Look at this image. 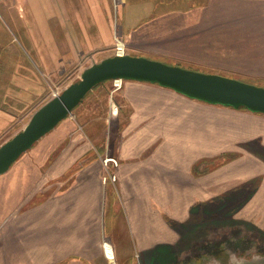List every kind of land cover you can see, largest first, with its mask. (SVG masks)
<instances>
[{"label":"rangeland","instance_id":"rangeland-1","mask_svg":"<svg viewBox=\"0 0 264 264\" xmlns=\"http://www.w3.org/2000/svg\"><path fill=\"white\" fill-rule=\"evenodd\" d=\"M16 1L0 0V53L4 59L9 55L14 59L10 54L14 48L32 63L28 75L42 86V101L30 106L27 117L17 120L0 136V144L19 131L31 113L52 97L53 91L59 94L79 78L84 68L117 53L143 56L264 87V25L256 23L260 19L252 9L233 4L203 8L196 0H96V6L86 10L92 13L78 16L77 35L72 33L73 40L59 41L58 65L48 64L49 70L45 71L36 67L37 59L30 48L36 29L32 10L17 8L20 15H13ZM39 1H54L58 7L64 2L26 0V3L32 6ZM188 4L194 6L188 7ZM86 31H90V35L84 33ZM60 35L66 37L63 33ZM3 70L0 67V71ZM115 82L105 80L90 90L65 118L0 174V258L4 253L8 256L5 264L18 263L20 254L12 247L17 246L15 242L23 241V246L24 242L29 244L25 264H90L89 260L96 263L97 257H83L95 255L99 242L113 244L131 240L123 202L117 198V186L109 177L95 216L84 218L79 213L69 216L62 210L69 201L66 195L69 189L84 184L83 175L89 171L90 163L96 162L100 168L99 164L108 154L109 167L103 169L112 174L111 161L116 158V146L128 138L124 130L132 105L121 94L123 88ZM147 141L142 139L140 143ZM160 141L156 139L150 146ZM80 145L84 151H80ZM106 149L108 153H103ZM65 154L72 157L70 166L54 173V165ZM223 160L219 157L215 163ZM237 191L233 199L215 203V207L218 203L221 206L217 209L220 220L215 221V224L221 223L219 227H211L214 223L212 202L208 203L211 211L206 214L208 222L204 221L207 226L199 229L195 239L205 244L203 249L216 243L221 251L235 252L237 259L231 255L234 264L244 261L264 264V229L250 225L246 229V223L238 219L237 224H226L232 213L244 204L241 197L245 190ZM188 250L195 251L193 247ZM251 250L254 253L247 255L246 251ZM115 251L128 252L126 249ZM222 262L225 264L226 260Z\"/></svg>","mask_w":264,"mask_h":264},{"label":"crops","instance_id":"crops-1","mask_svg":"<svg viewBox=\"0 0 264 264\" xmlns=\"http://www.w3.org/2000/svg\"><path fill=\"white\" fill-rule=\"evenodd\" d=\"M95 1L64 0L60 7L54 1H39L32 6L26 0L15 2V16L21 13L17 8L32 10L36 29L30 48L36 56L37 68L48 71V64L58 65L59 41L73 40L78 16L92 13L86 10H92ZM196 1L203 8L233 4L252 9L260 19L256 23L264 25V0ZM89 32L84 33L90 35ZM12 50L14 59L11 55L4 59L0 53V67L4 68L0 71V136L17 120L25 119L30 106L42 101V86L28 75L32 63ZM110 80L117 81L123 88L121 94L132 105L124 130L128 138L116 146L112 174L104 172L105 166L109 167L108 154L101 159L100 168L96 162L90 163L89 171L83 175L84 184L69 189L66 194L69 201L62 210L69 216L78 213L84 218L95 216L109 177L117 186V198L123 202L131 240L99 242V251L83 258L97 257V262L91 259L90 264H202L207 260L220 263L223 252L219 244L212 243L203 249L205 244H199L195 237L200 228L207 226L206 214L211 211L208 203L212 202L211 227H216L221 224H215L220 220L217 209L221 206L218 203L215 207V203L233 199L239 188L245 190L241 197L244 204L226 224H237L238 219L246 223V229L249 225L264 229V114L189 98L156 83ZM142 139L148 143H140ZM156 139H161L160 143L150 146ZM84 150L80 145V151ZM219 157L224 160L216 164ZM71 162L72 157L65 154L52 167L54 173L63 172ZM191 218L194 220L189 221ZM14 244L17 246H12L13 249L20 254L17 264H25L29 244L24 242L23 246V241ZM188 247L195 251H189ZM116 249L128 252L123 254ZM7 258L4 253L0 264H5Z\"/></svg>","mask_w":264,"mask_h":264},{"label":"water","instance_id":"water-1","mask_svg":"<svg viewBox=\"0 0 264 264\" xmlns=\"http://www.w3.org/2000/svg\"><path fill=\"white\" fill-rule=\"evenodd\" d=\"M110 79L156 83L189 98L264 114V87L262 86L215 73H203L167 64L143 56L117 53L84 68L77 80L39 105L31 113L26 124L0 144V174L65 118L90 90Z\"/></svg>","mask_w":264,"mask_h":264},{"label":"flooded vegetation","instance_id":"flooded-vegetation-1","mask_svg":"<svg viewBox=\"0 0 264 264\" xmlns=\"http://www.w3.org/2000/svg\"><path fill=\"white\" fill-rule=\"evenodd\" d=\"M223 253H221V259L222 260H226V263L225 264H234L235 263V259L234 258H232L231 257V255L232 256H234L236 259H237V255H236V253L235 252H233L232 254H230V252H225V251H222ZM251 254V253H254L252 250L251 251H246V254L248 255V254ZM262 253H264V249H263V251H262ZM245 254V255H246ZM264 257V256H263ZM244 262H247V261H244ZM223 262H220V263H216V262H210V261H205L204 263H202V264H222Z\"/></svg>","mask_w":264,"mask_h":264},{"label":"built area","instance_id":"built-area-1","mask_svg":"<svg viewBox=\"0 0 264 264\" xmlns=\"http://www.w3.org/2000/svg\"><path fill=\"white\" fill-rule=\"evenodd\" d=\"M57 93H58L57 91H53L52 96H56Z\"/></svg>","mask_w":264,"mask_h":264}]
</instances>
